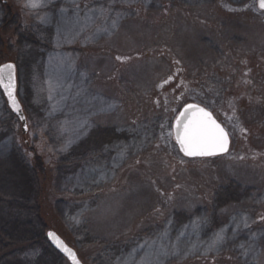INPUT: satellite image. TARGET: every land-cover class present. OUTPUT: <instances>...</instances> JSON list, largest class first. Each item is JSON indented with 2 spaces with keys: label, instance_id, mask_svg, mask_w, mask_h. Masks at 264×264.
<instances>
[{
  "label": "rangeland",
  "instance_id": "374dc122",
  "mask_svg": "<svg viewBox=\"0 0 264 264\" xmlns=\"http://www.w3.org/2000/svg\"><path fill=\"white\" fill-rule=\"evenodd\" d=\"M258 3L0 0V66L16 63L28 116L24 134L0 88V236L39 212L83 264H156L161 247L158 264H264ZM189 103L222 118L226 155L180 152L173 126Z\"/></svg>",
  "mask_w": 264,
  "mask_h": 264
},
{
  "label": "snow or ice",
  "instance_id": "6c2138e0",
  "mask_svg": "<svg viewBox=\"0 0 264 264\" xmlns=\"http://www.w3.org/2000/svg\"><path fill=\"white\" fill-rule=\"evenodd\" d=\"M115 0H113V3ZM46 0H25V7L30 10H38L44 7ZM258 6L261 10H264V0H259ZM101 13L105 10L102 8ZM42 22L47 23V18H42ZM117 21L113 20L112 26L116 27ZM121 60V57H117ZM172 77L165 80L163 84H167L171 81ZM163 84L160 86L163 87ZM0 88H3L4 93L7 95L8 101L11 104L13 110L17 113L20 112V106L15 96V66L12 64H6L0 67ZM20 119L24 117L21 115ZM27 130V126H25ZM168 135L171 137L172 132ZM175 142L179 145V150L186 157H211L228 151L229 134L220 123L213 118V115L205 110L203 107H199L196 104L187 105L182 112L176 117L174 125ZM49 238L57 239L53 233H49ZM224 240L223 232H219L215 235L210 246H215L222 243ZM57 247H61L73 260H75V254L71 249L63 246L62 242H57ZM243 247V246H242ZM131 255V254H130ZM156 256V264L160 256H167L168 251L166 248L161 247ZM133 264H135L136 257L131 256ZM78 264V262H77ZM140 264H154L152 255H145Z\"/></svg>",
  "mask_w": 264,
  "mask_h": 264
},
{
  "label": "trees",
  "instance_id": "16d2710c",
  "mask_svg": "<svg viewBox=\"0 0 264 264\" xmlns=\"http://www.w3.org/2000/svg\"><path fill=\"white\" fill-rule=\"evenodd\" d=\"M201 104L206 107L208 106L204 103ZM210 110L224 124V122L221 120L222 118L217 115V111L214 108H211ZM233 110H236L237 113H239L236 115L240 116L239 108H233L232 110L229 108V111L227 112L231 113ZM221 111L226 113V110ZM28 144L29 141H26V144H24V146L26 148L30 147ZM10 161L12 163L15 162L13 159H11ZM23 176L24 178L26 177L25 175ZM21 188L24 191V188ZM15 207L22 210V207H19L17 203L15 204ZM2 213L3 211L1 210V231L4 229V227H2V224L5 221ZM36 218L37 226L32 225L33 227L29 226L25 229H15L16 227H12L7 231L4 230L3 234L7 237H5L1 233L0 237H5V239L0 240V264H67V260L64 258V256L59 251H57L50 243L47 237V225L40 217L39 212L37 213Z\"/></svg>",
  "mask_w": 264,
  "mask_h": 264
},
{
  "label": "water",
  "instance_id": "95a60500",
  "mask_svg": "<svg viewBox=\"0 0 264 264\" xmlns=\"http://www.w3.org/2000/svg\"><path fill=\"white\" fill-rule=\"evenodd\" d=\"M260 9V8H259ZM262 11H264V10H262ZM6 64H12V65H14L15 66V83H16V88H15V96H16V99H17V101H18V103H19V106H20V112L19 113H17L15 110H13V108H12V106H11V104L9 103V101H8V98H7V95L4 93V95H5V97H6V99H7V103H8V105H9V107L11 108V110L16 114V115H18V117L20 118V116L22 115L23 117H24V119L23 120H21L22 121V123L25 125L26 124V116H25V113H24V110H23V107H22V104L20 103V100H19V98H18V78H17V65H16V63H14V62H8V63H5V64H2L0 67H3L4 65H6ZM2 90H3V88H2ZM3 92H4V90H3ZM189 104H196V105H198L199 107H203L205 110H207V111H209L212 115H213V118L214 119H216V121L218 122V123H220L221 124V126L222 127H224V125L215 117V115L210 111V110H208L207 108H205L204 106H202V105H200V104H197V103H189ZM189 104H187V105H189ZM187 105H185L184 106V108L187 106ZM183 108V109H184ZM183 109L181 110V112L183 111ZM180 114V113H179ZM174 125H175V122H174ZM225 128V127H224ZM225 130L227 131V129L225 128ZM173 131H174V126H173ZM228 132V131H227ZM228 134H229V132H228ZM175 137V136H174ZM231 143H232V140H231V137H230V134H229V144H228V151L227 152H225V153H221V154H218V155H216V156H211V157H187V158H189V159H195V158H212V157H218V156H223V155H226L228 152H229V150H230V147H231ZM178 147H179V145H178ZM181 152V151H180ZM182 153V152H181ZM183 154V153H182ZM184 155V154H183ZM186 157V156H185ZM49 233H53L54 235H55V237L56 238H58V241L59 242H62V244H63V246H66L67 248H69V249H71V251H72V253H74L75 254V260H73L66 252H64L63 250H62V248L61 247H57V239H53V238H49ZM47 237H48V239H49V241H50V243L52 244V246L57 250V251H59L68 261H69V263L70 264H77V262H78V264H83L82 263V261L79 259V257H78V254H77V252L72 248V247H70L66 242H65V240L62 238V237H60L59 235H58V233H56L55 231H53V230H49L48 232H47Z\"/></svg>",
  "mask_w": 264,
  "mask_h": 264
}]
</instances>
